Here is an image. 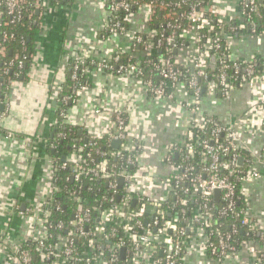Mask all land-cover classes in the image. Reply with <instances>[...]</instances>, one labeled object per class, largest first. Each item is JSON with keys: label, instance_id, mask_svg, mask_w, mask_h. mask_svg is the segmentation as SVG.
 <instances>
[{"label": "built area", "instance_id": "1", "mask_svg": "<svg viewBox=\"0 0 264 264\" xmlns=\"http://www.w3.org/2000/svg\"><path fill=\"white\" fill-rule=\"evenodd\" d=\"M46 1L0 0V24L17 25ZM138 1L133 10V0H101L97 34L104 56L96 60L82 53L73 58L71 80H79L80 66L90 60L107 76L133 81L131 90L150 99L177 101L183 92L185 98L178 101L190 116L181 120L183 137L165 145L161 174L146 161V133L129 132L128 110L112 112L107 129L97 137L106 139L104 147L81 140L51 158L45 194L21 213L29 232L15 241H0V264H184L191 251L216 261L236 257L242 249L248 250L250 264H264V221L249 213L248 187L264 181V53L246 58L231 51L234 38L264 39V20L252 18L260 0H238L239 17L228 21L217 16L211 0ZM117 11L127 13V24L114 15ZM156 11L165 22L154 28L150 21ZM136 15L141 27L133 29ZM124 36H129L126 49L116 40ZM15 38L13 31L0 32V59ZM24 58L15 53L0 65V81L12 75L0 97V120ZM140 59L156 78L140 76ZM89 84H76L63 97L56 92V124H68L69 107ZM231 100L242 106L234 115L219 118L209 110ZM66 103L70 106L60 109ZM105 105L103 97L90 101V114L99 115ZM3 133L15 137L12 131ZM176 153L184 162L174 161ZM63 170L68 172L63 175ZM215 190L220 191L217 197ZM216 215L225 219L226 230L223 223L213 227ZM230 216L235 220L228 222ZM243 231L248 237L235 240Z\"/></svg>", "mask_w": 264, "mask_h": 264}, {"label": "crops", "instance_id": "2", "mask_svg": "<svg viewBox=\"0 0 264 264\" xmlns=\"http://www.w3.org/2000/svg\"><path fill=\"white\" fill-rule=\"evenodd\" d=\"M217 16L225 21L238 18V0H211ZM40 30L34 41V54L24 76L12 84L9 107L0 120V241H15L27 234L29 226L21 214L31 200L45 194L51 173L49 139L56 124L55 94L63 81L69 61L84 53L100 60L104 54L97 29L102 23L101 0H63L62 4L45 2L41 12ZM140 17L132 18L133 29L140 28ZM117 44L126 49L129 36L117 37ZM231 51L238 57L264 53V39L234 38ZM90 84L80 99L68 109L66 122L79 133L98 137L107 129L110 114L126 108L129 132L144 131L146 161L155 164L159 173L165 145L181 139L185 128L181 120L190 116L177 101L150 99L131 90L133 81L110 77L92 69ZM126 93H129L127 97ZM103 97L105 110L99 115L89 112V102ZM243 105V103H242ZM209 110L219 118L241 111L236 101H220ZM209 108V107H207ZM233 114V115H234ZM12 131L7 138L3 132ZM250 214L264 221V181L249 185ZM250 254L242 249L236 257L221 260L205 259L203 254L187 253L184 264H250Z\"/></svg>", "mask_w": 264, "mask_h": 264}, {"label": "trees", "instance_id": "3", "mask_svg": "<svg viewBox=\"0 0 264 264\" xmlns=\"http://www.w3.org/2000/svg\"><path fill=\"white\" fill-rule=\"evenodd\" d=\"M146 2L149 3V1L152 0H145ZM161 1V0H158ZM48 3H58V4H62L63 0H47ZM133 10H136L137 8V3H139L138 0H133ZM260 3L258 5V8L256 11H253L252 13V18L254 20H258L259 18L262 19V21L264 20V0H260ZM187 7H183V9H186ZM132 11V10H131ZM41 12H42V7L39 8V12H37L35 9L33 11H31V16L27 17V15L17 24V25H13L11 27H6L3 26L2 24H0V32L3 30L6 31H13L16 34V38L12 41L7 42V46L8 49L6 51L5 57H3L2 59H0V65L3 61L10 59L13 57V55L15 53H19L20 55H23L24 58V65L22 67L21 70V75H19L17 77V79L20 78V76H24L25 72L30 64V61L32 59V56L34 54V41L36 38V35L38 33V31L40 30V22H41ZM115 16H118L119 19H121V21H123L124 23H126L124 21L125 17L127 16V13H124L123 11H117V13L114 14ZM164 18L162 16V13L159 11H156L150 21V26L151 27H158L161 23H164ZM127 24V23H126ZM20 37L23 38L24 43L21 44L20 42ZM128 54V53H127ZM126 53L122 55V60L121 62L126 63V60H128V55ZM158 55L160 53H157ZM156 54V55H157ZM144 59H140L141 63L140 65L143 67V73L140 75L142 78L147 79L149 76H152L153 78H156V74L154 71H151V67L149 65H147V63H145L143 61ZM259 61V59H258ZM74 60H70L68 66L66 67L65 70V75L63 77V81L60 83L59 85V90L57 92L59 97H63L64 95L70 94L71 89L78 84V86L80 84H88L89 83V76L88 73L91 69L95 68L94 63H91L90 60H85L82 65L79 68L78 71V76H79V80L74 82L73 80H71V74H72V65H73ZM261 68V66L259 65V67L256 68V71H258ZM189 74H191V72H188ZM8 77H11L12 75L9 73L7 75ZM6 76V77H7ZM6 77H2L0 84H1V90H0V97L4 96V91H6L4 88L6 86ZM16 79V80H17ZM71 103V101H70ZM70 103H66L63 104L62 107H60V109L62 108H67L70 106ZM58 112V111H57ZM211 126L206 127L203 132L204 133H208L210 130ZM53 131V136L49 139V146L51 144L55 145V148H51L48 150L49 151V155L52 157V159L57 158V157H61L64 153L68 152L71 148V146L74 143H78V141H84V140H88L91 142H96L98 145L104 147L106 144V139L105 138H95V137H90L89 135H86L85 133L81 134L78 131L77 127H73L71 125H64V126H59L58 124H55L54 127L52 128ZM62 132L64 134L63 137H57L58 133ZM202 131H200V135L204 134ZM220 140L223 139L222 136ZM243 155H245V152L243 151ZM173 159L175 162L179 163V162H184V159L182 158V156L179 153H176L173 155ZM193 160V158L191 159ZM112 161L114 162L115 160L112 159ZM63 172V175L66 174V172L68 171H60V173ZM104 187V186H103ZM83 195L91 198V193H87V190H85L83 188ZM57 199H60V196L57 197ZM217 206L221 205V201L216 202ZM237 207L240 208L241 203H238L236 205ZM57 216H59V214H57ZM228 218V222L235 220V217H227ZM226 218V219H227ZM225 219L220 217L219 215H216L215 218V222L213 224V227H217L218 223H223L222 224V229L226 230L227 229V224L224 223ZM248 236L245 234V231L243 232H239L237 236H235V240H242V239H246ZM257 238V236H254ZM29 243H24V247H29Z\"/></svg>", "mask_w": 264, "mask_h": 264}, {"label": "water", "instance_id": "4", "mask_svg": "<svg viewBox=\"0 0 264 264\" xmlns=\"http://www.w3.org/2000/svg\"><path fill=\"white\" fill-rule=\"evenodd\" d=\"M117 144H118V142H114V146H117ZM241 161H239V163H240ZM214 194H215V196L217 197L219 194H220V191L219 190H215L214 191Z\"/></svg>", "mask_w": 264, "mask_h": 264}]
</instances>
